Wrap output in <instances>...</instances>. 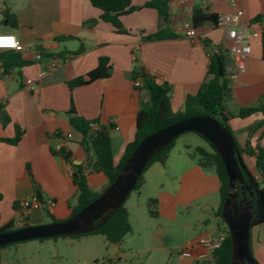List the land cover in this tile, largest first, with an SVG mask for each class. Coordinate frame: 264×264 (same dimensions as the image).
<instances>
[{"label": "crops", "instance_id": "1", "mask_svg": "<svg viewBox=\"0 0 264 264\" xmlns=\"http://www.w3.org/2000/svg\"><path fill=\"white\" fill-rule=\"evenodd\" d=\"M151 1L131 0L137 9L121 17L123 26L117 30L100 18L101 10L90 0H0V33L14 34L22 42L24 50L20 54L29 62L9 71V76L0 77V226L10 221L18 226L27 221L36 220L37 223L42 220L44 208L61 221L70 218L78 195L70 167L84 165L88 158L95 156L89 140H85L70 123L72 102L79 115L97 119L100 124L110 127L114 160L118 163L126 145L135 137L137 113L149 101L143 83L139 87L135 85V80L141 78L135 75L138 71L150 74L160 82H168L173 111H184L187 95L195 94L208 79L212 45L228 57L227 79L232 90L231 101L226 104L229 111L237 112L240 106L254 105L264 94L260 39L252 40L246 69L233 78L230 75L236 72V66L220 28H206L202 37L194 38L186 37L178 30L184 15L192 17L196 7L203 9L201 0H190L185 5L181 0H169L167 27L175 35L148 40L146 37L157 32L164 23L156 8L146 6ZM237 8L245 10L246 21L251 27L264 29L261 22L264 0H236L235 4L230 0H214L203 10L218 15ZM203 37L211 40L209 47ZM11 51L0 50V58ZM38 52L42 54V60L36 59ZM100 57L109 58L110 75L71 90L68 83L96 68ZM50 61L55 62V67L39 78V73L48 68ZM28 79L33 83H28ZM3 116L10 118L7 124L3 122ZM262 120L263 116L258 112L229 118L228 124L241 146L250 139L251 146L255 147L264 145V127L253 134H250V128ZM18 132L21 133L20 140L13 144L10 139ZM69 132L73 137L63 140ZM61 150L70 153L69 161L58 153ZM243 156L257 178L254 157ZM207 168L175 143L165 163L155 162L145 170L141 192H148L153 187L156 194L149 193V199L156 197L159 200L162 219L175 222L179 207L189 206L188 198L197 194L194 190L200 191L202 187L200 194L208 193L212 187V193L220 192L217 172L211 175ZM87 179L98 191L108 184L103 172L89 171ZM168 180H171V189H166ZM194 185L197 187L189 190ZM28 199L43 203L53 200L55 205L43 209L27 208L24 202ZM220 203L221 200L218 206L212 203V230L187 234L182 239L168 237L169 240H163L166 225H160L161 231L153 229L152 217L148 210L140 207L141 203L126 206L131 233L137 234L142 241L140 244L126 243L125 237L120 244H115V250L121 252L127 244L128 252H122V256L130 253L149 256L156 251L168 256L167 264H198L196 257L184 256L181 251L194 246L200 237L215 239L220 235L222 225L217 216ZM138 219L142 226L136 230L134 221ZM204 222L210 223V220ZM185 227H188L187 223ZM253 230L251 248L256 259L264 264V236L260 235L259 225Z\"/></svg>", "mask_w": 264, "mask_h": 264}, {"label": "trees", "instance_id": "2", "mask_svg": "<svg viewBox=\"0 0 264 264\" xmlns=\"http://www.w3.org/2000/svg\"><path fill=\"white\" fill-rule=\"evenodd\" d=\"M90 2L92 5L101 10L100 18L112 24L117 30L122 29L123 26L121 17L137 9L136 6L131 4V0H90ZM146 6L156 8L164 22L157 32L152 35H148L146 39L156 40L174 36L175 33L170 32L167 27V24L170 20L169 0H153L147 3ZM217 18L218 15L206 13L203 9L196 7L193 11L192 23L194 28L202 37L204 29L212 27L217 28ZM256 19L259 20V17ZM260 31V36L258 39L261 41V55L264 59V29H261ZM203 38L204 42L210 46L211 40L207 37ZM0 60L2 62L1 67L3 68L1 71L2 73H8L15 68L24 67L29 63L22 57L20 52H16L14 50H12L9 55L2 56ZM111 68L112 67L109 58L100 57L96 68L89 71L85 75L74 78L68 83V85L72 90L75 87L90 84L95 80L107 78L110 75ZM207 73L208 79L200 85L198 91L195 94L187 95L185 109L184 111L180 112L173 111L168 82H160L150 74L144 73L142 71L135 73L136 77L141 76L143 86L148 90L149 93V101L144 103L137 113L135 137L126 145L124 154L118 163H116L114 160L110 127L100 124L97 119H87L84 116L79 115L72 102L70 108V123L73 129L80 133L85 140H89L94 149L95 156L94 159L88 158L84 165H75V171L73 172L72 180L73 184L78 189V195L77 203L73 207L70 217L98 198L103 193V191L112 182H114L128 158L145 137L174 122L191 116L207 115L220 121L232 133L228 124L229 118L234 116L246 117L259 112L262 114L263 120L250 128V134H253L257 129L264 127V94L260 97L256 104L240 106L237 112L229 111L227 109L226 104L231 101L232 90L227 79V56L222 53L220 49H218V52L209 53ZM9 121L10 118L8 116H3V122L5 124H7ZM20 136L21 133L18 132L16 137L10 139V141L13 144H16L19 142ZM175 141L176 140L171 142L162 151L153 156L147 163L145 170L155 162L165 163L169 157L172 147L175 144ZM207 142L209 143L211 149L198 146L196 147L195 152L201 156V159H199V164L205 167L209 165L214 166L220 179L221 203L219 209L217 210V216L220 218L219 223L222 225L223 232L225 234V239L221 247L215 252L212 262L215 264H231L233 253L232 238L229 228L226 225L225 219L222 215L223 205L228 193L229 176L221 155L209 141ZM238 146L242 154H247L254 157V165L260 176V179L254 176L256 183L258 184V196L260 202L257 206V212L252 220L253 227L264 222V145L257 144L255 147H252L250 139H248L244 146H241L239 143ZM58 153L66 161L70 160L69 152L61 150ZM145 170L139 177L133 191L139 193L143 188L145 183ZM89 171L103 172L108 179L107 186L100 191L93 188L87 179V172ZM125 203L122 204L100 227L82 234L99 233L105 237L109 244H120L124 240L125 236L132 232V225ZM157 203V198H152L147 203L148 212L151 217H157L159 215V211L156 208ZM44 211L51 218V222L61 221L51 215L49 209L44 208ZM28 225H30L28 221L19 226L14 221H10L0 226V233ZM82 234H75L71 236ZM6 246L8 245L0 246V250ZM254 258L256 264H261L255 256Z\"/></svg>", "mask_w": 264, "mask_h": 264}, {"label": "water", "instance_id": "3", "mask_svg": "<svg viewBox=\"0 0 264 264\" xmlns=\"http://www.w3.org/2000/svg\"><path fill=\"white\" fill-rule=\"evenodd\" d=\"M186 132L198 133L213 145L221 155L229 176L222 215L232 238L231 264H256L251 251V230L260 202L258 184L234 135L220 121L207 115L182 119L148 135L128 158L114 182L98 198L68 219L2 232L0 246L71 236L97 229L126 202L149 160ZM259 229L260 235L264 236V222L259 224Z\"/></svg>", "mask_w": 264, "mask_h": 264}, {"label": "rangeland", "instance_id": "4", "mask_svg": "<svg viewBox=\"0 0 264 264\" xmlns=\"http://www.w3.org/2000/svg\"><path fill=\"white\" fill-rule=\"evenodd\" d=\"M255 23H253L254 25ZM228 61V57H227ZM179 147H182L184 153H189V156L194 158L198 163L201 156L195 152L196 147L202 146L207 149H211L209 143L201 135L195 132H186L180 135L175 142ZM196 155L194 156V154ZM208 167L207 171L212 175V172H216L214 166ZM160 186V185H159ZM197 185L191 186L189 190H193ZM201 187V186H198ZM144 188V185H143ZM141 189V191L143 190ZM171 180L166 182V189H171ZM102 190V189H101ZM208 193H201V190L197 188L196 195L188 198L187 207H179V217L175 222L162 219L160 212V203L158 200L157 210L159 215L151 218V227L161 231L160 225L165 224L163 240L168 237H174V239H182L183 236L189 234H199L203 230H212V203L214 206H218L221 200L220 192L212 193V187ZM136 192L132 191L125 206L141 203L140 207L144 211L148 210L149 193L156 194L155 189L151 187L148 192ZM151 196V195H150ZM155 196V195H153ZM156 198V197H153ZM217 208V207H216ZM43 209V208H42ZM218 210V209H217ZM150 219V218H149ZM210 220V223H205L204 220ZM33 221L28 223L30 225H41L51 223V218L42 212V220L35 223ZM140 219L134 221V225L137 228L142 226L138 223ZM187 223L188 227H185ZM173 226L172 228H170ZM220 235L223 232V228L220 231ZM254 230L252 228L251 233ZM126 237V243L142 241L141 237L137 234H128ZM169 240V239H168ZM162 242V240H161ZM115 244H109L105 237L99 233L82 234L76 236H62L58 238H46V239H34L29 241L18 242L3 247L0 250V264H167L169 258L165 254L160 252H153L149 256L143 253H130L126 256H122V252H128L127 244L122 247V251L115 250ZM196 260V259H195ZM198 264H215L214 262L208 263V261L197 260Z\"/></svg>", "mask_w": 264, "mask_h": 264}, {"label": "built area", "instance_id": "5", "mask_svg": "<svg viewBox=\"0 0 264 264\" xmlns=\"http://www.w3.org/2000/svg\"><path fill=\"white\" fill-rule=\"evenodd\" d=\"M190 0H181L183 5L187 4ZM214 0H201V6L203 9L209 7V5ZM232 4L236 3V0H230ZM261 22L264 23V15L261 17ZM217 27L220 28L224 33V40L227 43L228 51L232 54L234 63L236 66V72L230 76L236 78L240 72L245 71L247 67V60L252 52V40L258 39L260 36L261 28L251 27L250 24L246 21L245 10L242 8H237L231 12H223L218 14L217 18ZM178 30L186 37L194 38L200 36L198 31L194 28L192 23V17L187 15L183 16V23L178 28ZM209 47V45H208ZM210 53L218 52L219 47L210 46ZM139 46L135 47L133 58L135 59V53L138 50ZM14 50L16 52H21L24 50L23 43L14 35L10 33H0V50ZM37 60H42L43 56L40 52L36 55ZM2 62L0 61V68ZM48 68L42 70L39 73V78L47 74L48 69L55 67V62H48ZM8 73H2L0 70V77H7ZM28 83H33L32 79H28ZM135 85L137 87L142 85V79L138 78L135 80ZM73 137V133H66L63 137V140H68ZM61 147L58 148L60 150ZM75 168L70 167V172L73 175ZM260 179V176L257 177ZM55 205L53 200H49L46 203H43L37 199H28L24 202V206L27 208H37L41 209L45 206L52 207ZM225 239V234L222 233L217 238L212 239L211 237H200L197 243L194 246L189 248H184L181 253L184 256L191 257L194 256L198 260L203 261H212L215 252L219 249Z\"/></svg>", "mask_w": 264, "mask_h": 264}]
</instances>
